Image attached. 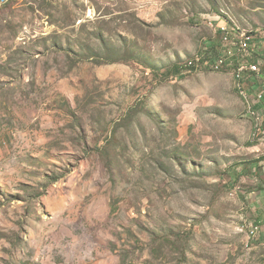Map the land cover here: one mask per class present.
I'll list each match as a JSON object with an SVG mask.
<instances>
[{
  "label": "rangeland",
  "instance_id": "374dc122",
  "mask_svg": "<svg viewBox=\"0 0 264 264\" xmlns=\"http://www.w3.org/2000/svg\"><path fill=\"white\" fill-rule=\"evenodd\" d=\"M216 17L264 31V0H0V264H264L259 122L185 70Z\"/></svg>",
  "mask_w": 264,
  "mask_h": 264
},
{
  "label": "built area",
  "instance_id": "2783aa9c",
  "mask_svg": "<svg viewBox=\"0 0 264 264\" xmlns=\"http://www.w3.org/2000/svg\"><path fill=\"white\" fill-rule=\"evenodd\" d=\"M215 20L219 34L215 51L205 49L203 55L185 65V70L191 72L208 68L234 73L239 83V92L250 94L252 109L246 116L258 119L256 138H264V31L229 24L217 17ZM241 220V231L249 230L252 241H264L261 222L251 221L245 216H241Z\"/></svg>",
  "mask_w": 264,
  "mask_h": 264
},
{
  "label": "crops",
  "instance_id": "0c3cea01",
  "mask_svg": "<svg viewBox=\"0 0 264 264\" xmlns=\"http://www.w3.org/2000/svg\"><path fill=\"white\" fill-rule=\"evenodd\" d=\"M263 108H264V102H263ZM258 167H261L264 173V159H261L260 161H256V164L253 165L252 171H254V173L257 172ZM257 184L253 183L254 187L250 189V191H248L246 195L247 202L252 207V210L260 208V206L264 207V187L260 189L258 187L259 185ZM254 221L260 222L257 221L256 219ZM263 237H264V231H263Z\"/></svg>",
  "mask_w": 264,
  "mask_h": 264
},
{
  "label": "bare ground",
  "instance_id": "6f19581e",
  "mask_svg": "<svg viewBox=\"0 0 264 264\" xmlns=\"http://www.w3.org/2000/svg\"><path fill=\"white\" fill-rule=\"evenodd\" d=\"M233 75H234V80H235V82L238 84V85H237V89H238V91H239V83H238V81H237L236 76H235L234 73H233ZM239 94H240L241 98L243 99L244 103L246 104L247 109H248V113H249V112L251 111V109H252V101H251L250 94H248L247 92H239ZM253 117H254V116H253ZM257 120H258V119H257ZM256 127H259V124H257ZM258 130H259V128H258L257 130L254 131V134H253V135H254L255 137H256V134H257ZM258 139H260V138H258ZM263 139H264V138H263ZM262 244H263V246H264V241H262Z\"/></svg>",
  "mask_w": 264,
  "mask_h": 264
},
{
  "label": "trees",
  "instance_id": "16d2710c",
  "mask_svg": "<svg viewBox=\"0 0 264 264\" xmlns=\"http://www.w3.org/2000/svg\"><path fill=\"white\" fill-rule=\"evenodd\" d=\"M180 70H181V68L180 67H178V66H174L172 69H170V70H168V71H166V75H170V74H179V72H180Z\"/></svg>",
  "mask_w": 264,
  "mask_h": 264
}]
</instances>
